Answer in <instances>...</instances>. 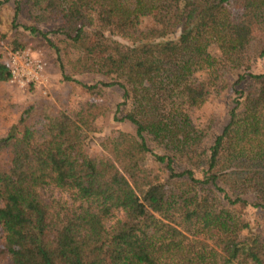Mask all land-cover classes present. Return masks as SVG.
Returning a JSON list of instances; mask_svg holds the SVG:
<instances>
[{"label":"trees","instance_id":"obj_1","mask_svg":"<svg viewBox=\"0 0 264 264\" xmlns=\"http://www.w3.org/2000/svg\"><path fill=\"white\" fill-rule=\"evenodd\" d=\"M13 2L15 21L22 0ZM44 8L81 51L69 70L60 63L63 80L90 92L118 85L122 104L133 100L134 109L117 119L135 132L112 130L90 154L86 134L103 110L88 103L46 115L41 134L14 126L0 137L10 162L0 170L2 251L11 264H264V72L238 75L237 83L253 86L239 92L208 152L194 145L187 113L206 101L209 86L193 73L213 74L222 61L239 65L264 0H45ZM74 71L112 81L85 84ZM8 78L1 61L0 81ZM145 133L168 150H152ZM164 176L195 191L174 192ZM244 194L262 212L261 229L247 235L248 222L232 208L246 206Z\"/></svg>","mask_w":264,"mask_h":264},{"label":"rangeland","instance_id":"obj_2","mask_svg":"<svg viewBox=\"0 0 264 264\" xmlns=\"http://www.w3.org/2000/svg\"><path fill=\"white\" fill-rule=\"evenodd\" d=\"M0 62H7L8 53L19 48H29L34 55H37L45 64L47 82L45 86L25 85L16 82L0 81V137L5 136L11 128L17 126L19 129L28 126L41 134L45 126V116H54L59 111L76 113L88 103H93L102 108L103 114L98 116L95 123V131L86 134L85 142L90 154H97L101 151V142L112 130L118 129L129 133L135 132V125L127 120L120 121L117 118L132 112L134 109L133 100L122 104L123 90L118 85L102 87L94 92L82 90L74 83L65 81L62 78L60 63H64L69 70V59H75L81 55L80 49L74 47L62 32L56 29L59 21L51 19L44 8L45 0H22L21 10L15 21L13 0H0ZM150 25V22H144ZM36 27L46 33V37L32 33L26 27ZM180 29L169 35L171 38L178 37ZM123 44L127 40L116 35ZM58 47V53L51 43ZM210 52L214 56H220L215 45H211ZM236 65L233 61H222L216 66V72L210 74L207 69L197 70L193 73L195 81H208L206 101L200 107H191L187 111L194 130L191 132V139L197 145L199 151L208 152L215 136L221 132L229 120V110L239 98V92L251 90L253 84L250 80L236 82L238 75L245 74L248 70L252 73L264 72V18H261L254 32V37L248 48ZM249 67L248 69L246 67ZM82 83L94 85L100 82L112 81L106 75L98 72L70 73ZM118 109V110H117ZM28 110V112H25ZM21 119L23 120L20 123ZM195 131V132H194ZM149 147L158 153H164L168 149L159 140L145 133ZM9 156L3 151L0 153V170L9 166ZM148 164L155 168L156 172H163L159 164L153 158ZM186 167L184 163L179 164V170ZM196 177L201 178L200 168L193 167ZM168 188L174 192L195 191L182 182L171 183L169 178L163 177ZM173 181V180H172ZM224 188L232 193V189L224 185ZM243 198L247 204L237 207L232 206L236 214L248 222V228L242 234L257 232L261 229V209L255 207L253 194H244ZM65 198V196H63ZM4 230L0 225V264H11L9 258L3 253Z\"/></svg>","mask_w":264,"mask_h":264},{"label":"built area","instance_id":"obj_3","mask_svg":"<svg viewBox=\"0 0 264 264\" xmlns=\"http://www.w3.org/2000/svg\"><path fill=\"white\" fill-rule=\"evenodd\" d=\"M9 80L19 84L40 87L47 82L45 64L29 48H17L8 53Z\"/></svg>","mask_w":264,"mask_h":264}]
</instances>
